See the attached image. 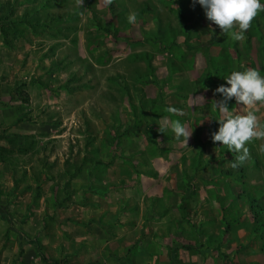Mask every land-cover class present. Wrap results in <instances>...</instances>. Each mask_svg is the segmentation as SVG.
Masks as SVG:
<instances>
[{
  "label": "rangeland",
  "instance_id": "rangeland-1",
  "mask_svg": "<svg viewBox=\"0 0 264 264\" xmlns=\"http://www.w3.org/2000/svg\"><path fill=\"white\" fill-rule=\"evenodd\" d=\"M219 31L192 0H0V264H264V136L236 168L211 140L264 11Z\"/></svg>",
  "mask_w": 264,
  "mask_h": 264
},
{
  "label": "clouds",
  "instance_id": "clouds-1",
  "mask_svg": "<svg viewBox=\"0 0 264 264\" xmlns=\"http://www.w3.org/2000/svg\"><path fill=\"white\" fill-rule=\"evenodd\" d=\"M112 0H105L111 4ZM193 5L198 4L210 24L219 28V33L229 34L235 40L243 39V34L249 29L258 12L264 11V4L260 0H192ZM130 24L136 22V14L130 13L127 17ZM226 84L214 89L221 99L215 102L217 110L222 113L218 121V129L211 134L213 143L226 146L230 152L239 153L231 167L236 168L243 163L247 156L246 143L253 138L264 136V129L260 128L257 117L253 111L245 115H233L228 108V102L234 100L236 104L252 108L257 103L264 104V76L256 69L248 68L243 71H232L223 77ZM176 113L177 109L171 108ZM176 140L186 144L191 131L180 121H174L167 126ZM159 130L164 133L163 129Z\"/></svg>",
  "mask_w": 264,
  "mask_h": 264
},
{
  "label": "crops",
  "instance_id": "crops-1",
  "mask_svg": "<svg viewBox=\"0 0 264 264\" xmlns=\"http://www.w3.org/2000/svg\"><path fill=\"white\" fill-rule=\"evenodd\" d=\"M3 236L0 235V240L2 239Z\"/></svg>",
  "mask_w": 264,
  "mask_h": 264
}]
</instances>
